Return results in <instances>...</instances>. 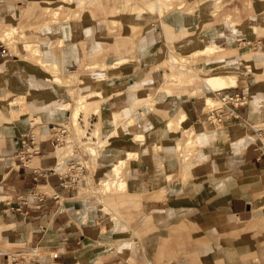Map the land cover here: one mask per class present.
Segmentation results:
<instances>
[{
  "label": "crops",
  "instance_id": "0c3cea01",
  "mask_svg": "<svg viewBox=\"0 0 264 264\" xmlns=\"http://www.w3.org/2000/svg\"><path fill=\"white\" fill-rule=\"evenodd\" d=\"M73 1L27 0L21 13L44 16L43 31L57 29L59 19L75 20L73 38L89 27L83 42L92 60L106 52L102 50L116 49L106 57L108 68L83 75L99 74V90H105L101 113L94 112L102 139L108 141L96 156V177L109 179L114 165L125 159L121 174L127 190L106 192L101 201L81 192L92 171L81 158L88 161L89 155L73 156L81 171L66 172L69 164L57 154L52 128L72 114L62 106L66 99L56 96L63 90L31 84L28 106L35 109L34 118L41 116L50 127L35 129L27 116L0 123V264H6L11 251H33L31 264H264V77L245 71L240 74L243 84L239 78L213 90L200 74L173 67L171 60L175 52L190 56L212 45L217 48L212 56L219 55L212 64L231 73L228 47L239 42L250 44L251 62L263 68L256 57L264 54V24L257 25L258 35L252 20L264 14V0H241L234 6L229 0L231 12H220L228 19L223 24L215 23L211 12L216 0H187L199 1L197 13L183 9L185 0H113L110 13L95 18L94 9L80 14L68 5ZM119 24L127 31L115 41ZM7 54L0 42V81L11 72ZM39 56L38 65L58 68L48 62L56 58L50 48ZM109 75L116 76L110 84ZM87 82L79 90H86ZM237 91L247 95V102L237 109L227 104L236 116L218 119L212 108L205 110L208 95L221 98ZM115 107L131 127L117 125ZM21 109L14 110L26 112ZM4 116L0 107V118ZM117 128L122 134L113 135ZM192 131L200 138L190 144L186 138ZM21 150L29 154L24 162Z\"/></svg>",
  "mask_w": 264,
  "mask_h": 264
},
{
  "label": "rangeland",
  "instance_id": "374dc122",
  "mask_svg": "<svg viewBox=\"0 0 264 264\" xmlns=\"http://www.w3.org/2000/svg\"><path fill=\"white\" fill-rule=\"evenodd\" d=\"M84 1L86 2L80 5L76 2V0H74L73 2H70L68 5L73 6L75 10H77L78 13L80 14H83L85 12L87 14H90L89 12H91V8L94 9L96 16H93V18L108 15L107 13H110L108 11L111 9V7H114L115 5L113 0L106 1L107 4L103 3L105 0H98V2L94 4H91V0H84ZM228 1L229 0H216V3L211 11L213 12L212 14L215 16V23L223 24L224 21L228 20L227 18H222L221 16V13L231 12V9H229V6L227 5ZM240 1L241 0H231L232 2L231 6L236 5L238 2L240 3ZM185 2L186 4L184 5L183 8L184 10L188 8V10L189 11L191 10L193 13L198 12V10L196 9L198 8L199 1H192L189 3L187 2V0H185ZM39 3L45 4V2H39ZM179 3H183V2H179ZM27 5H28L27 0H8V2L0 4V42L6 45L8 52L6 57L11 59V63L8 62L11 72H9V74H5L4 75L5 78H2L4 80L0 81L1 82L0 107L3 109V113L5 115L4 117L0 118V123L6 124L5 121L13 122L14 120L13 118H18L20 116H27L29 117L28 120H30L29 122H27L29 123V126H33V128L39 129L40 125L46 124V126L44 127H46V129L49 128L50 126H48L47 124L48 122H45L43 118L40 117L34 118L35 117L34 115L36 114L35 109H31V107L28 106V101L31 99V95L29 96L30 93L29 90L31 84L32 85L39 84V86H42L43 84L44 85L46 84V86L53 85L58 90L62 89L63 91H56V96L58 94H61V97L66 99V101L62 103L63 104L62 106H64L65 109L71 110L72 114L70 117L67 116L66 119L55 121V123H64L68 127V133L65 136L64 143L57 146V150H58L57 154L60 155L61 152H63L64 148H67L66 145L69 144L67 142L69 139L70 141L71 140L76 141L75 143H73L72 141H71L72 143L70 142L71 147H69L67 156L65 155L64 157V160L66 161L64 163L67 164L68 161L70 160V159L67 160V157L74 156L77 153L78 149H80V151H78L79 153H77L76 156H79L80 152L82 151H85L89 155L88 161H86L85 158H81L82 159L81 164L88 166L89 168H91L92 171L90 174H86L85 176L87 179V186L83 188V186L80 185L79 188L81 189V192L87 193L89 198H95V199L97 198V200L101 201L102 195L105 194L106 192L123 191L126 188L124 184H121L122 182L121 179L122 180L125 179L122 176L121 172L123 167L126 165L127 160L121 159L119 163L114 165L112 172L113 174L109 179H103V180L97 179L96 177L97 175L95 173L96 156L98 154L101 145L102 147L105 146L108 143V141L107 140L104 141L102 139L103 138L102 125L100 121L95 122L94 112L97 114L101 113L100 100L101 98L105 97L103 96L105 94V90L104 92H101L99 90V84L97 82L100 80L99 74L93 75L91 76V78L86 79L84 78L83 72L90 70L99 71L100 69H105L106 67L108 68L110 64H107L106 57L110 56L111 53H115L116 49L111 48L110 50H102L103 52L104 51L106 52L102 54L100 58L92 60L91 58L87 57V51L85 50V45L83 42L85 39L83 38V34L90 33L91 31L89 27L86 26L85 28L83 27V30L81 31V36H78L77 38H73L71 35H73L74 33L71 30V26L75 20L73 22L72 21L62 22L63 20L59 19V21L56 22L58 25L57 29L53 28L51 31L45 29V31H43L42 26L44 24V21L42 19L44 18V16L35 14L27 17L22 15L21 13V10H23L22 7H25ZM175 6L176 5L174 4L172 7ZM215 10H218V13L215 12ZM172 11L174 12V10ZM244 14L246 17L247 14L249 16L251 15V13L249 12ZM70 17L73 18L74 15H71ZM156 18H158V16H156ZM161 18H163V16H161ZM252 21L254 23L253 28L257 32V34L258 35L262 34V32L259 31V29L257 28V25L259 23L262 25L264 24V17L259 16L257 20L254 19ZM245 22H247L248 25L253 26V23L251 21H245ZM120 24L116 26L117 28L115 32L116 35L114 34V36L117 37L118 39L115 38V41L117 40L121 41L123 39L122 38L123 33L125 34L127 31L126 27H124L123 25L121 26ZM11 25H13L14 27L12 28ZM243 25H244L243 21H240V26ZM7 28L11 29L12 32L15 33L14 35L12 33L13 36L11 35L8 39L5 35H3L4 30ZM138 29L139 28H137L135 32L133 31V33H131L132 38L138 35L137 34ZM104 44L109 45L110 42H107L105 40ZM237 45H239V47ZM245 45L238 42L237 44L231 43V46L228 47L229 52L232 54L231 73H227V69H224L223 67L217 68L215 67V64H212L211 61L213 60V58L219 56L218 54L212 56L217 49L215 50L210 49L208 50V52H204L199 56H197L196 59L192 58L191 60H184L181 55L177 54L176 52L175 53L173 52L174 56H176V59L175 60L171 59L172 62H174L172 63V65L173 67L174 66L177 68L181 67L186 70H190L194 73L200 74V76H202V79L205 78V82L207 76L212 74L222 73V76L227 77L228 76L227 74H231L229 77L231 76L234 77L230 79L229 85L236 84L237 82H239V78L241 79V84H243L245 76L243 75L241 76L240 74L250 70L254 72L257 78L264 77V66L261 69L258 68L256 69L255 64L251 62V60L253 59L252 57L253 53H249V51L251 52L252 50L250 44L249 45L245 44ZM208 46H205L202 49H206V47ZM48 48H50L52 50V53L56 55L54 61H48V62L52 64L57 63L58 68L53 67L51 64L42 63L43 66L38 65L39 57H40L39 55L44 54L45 50H48ZM202 49H198V50H202ZM256 58H260L264 62V54L258 55ZM95 61H97L96 66L89 65L90 63ZM168 68L170 69V66ZM107 77H108L107 81L110 84L111 81L113 82V79L115 80L116 76L109 75ZM173 81H175V79H173ZM85 82H87L88 88L86 87L87 88L86 90H79L78 85L83 86ZM89 88L90 90H88ZM175 90H172V92ZM26 91L28 94L23 100L24 96H22L21 98L20 96L21 93H26ZM86 91L88 92L86 93ZM33 92L34 91L32 90V93ZM187 92L191 94V91H187ZM48 94L50 95V97H52L51 96L52 92H48ZM213 95L215 94L213 93ZM215 98L221 99L220 97H215ZM12 99H15L16 102L13 105L10 104V101ZM77 99H80V101L78 102ZM150 101L151 99L149 100V103ZM249 101L250 102L252 101V96L249 97ZM91 104L92 107H90ZM85 105H87L89 109L86 108L87 106ZM18 107L25 108L26 112L20 113L17 111L16 113L15 110L13 111L11 110V109H16ZM97 107L100 108L98 109ZM216 107H225L224 101L222 100V102L221 103L219 102V104L217 105H211L205 110H209L210 108L213 109ZM115 112L119 113L120 117H119V121L117 122V125L121 123L120 125L122 126L121 127L122 130H124L123 128L127 125L131 127L133 123L130 124V122L125 120L124 116H121L122 112L119 107L118 109L117 107L115 108L114 113ZM80 114L81 116H79ZM11 115L13 118H11ZM115 133L122 134L119 128H117V131L113 132V135H115ZM88 135L92 137L96 136L95 141L97 140V142L93 141V138H89ZM189 136H191V139L189 141V143L191 144L196 140L197 137L193 131L187 134V138H186L187 140ZM140 141L143 142V140ZM77 164L78 163H76L74 169H71L72 170L71 173L81 171L82 168L81 165L79 164L77 165ZM68 170H69V166L66 167L65 171L68 172ZM113 181H116V183L114 182V184H112ZM10 253H15V252L11 251ZM17 253L24 255L30 261L34 259L33 251L17 252ZM6 264H12L11 257L8 258Z\"/></svg>",
  "mask_w": 264,
  "mask_h": 264
},
{
  "label": "built area",
  "instance_id": "2783aa9c",
  "mask_svg": "<svg viewBox=\"0 0 264 264\" xmlns=\"http://www.w3.org/2000/svg\"><path fill=\"white\" fill-rule=\"evenodd\" d=\"M221 98L225 103V107H217L211 110L212 116H216L218 119L222 118V116L226 114L236 116L235 111L233 110H231V112L227 111V104H232L233 107L237 109V107L242 106L247 102V95L244 92H238V91L233 92L231 94H226L222 96ZM52 128L54 129L57 146L64 143L65 136L68 133L67 125H65L64 123H57V124H53ZM77 153L74 156H76ZM28 155L29 154L28 152H26V150H21V152L19 153V159L22 162H24V160L27 159ZM67 159H70L67 163L69 164V168L70 169L74 168L76 166V162L73 156L67 157ZM10 257L12 258V264H31V261L29 259H27L24 255L19 254L17 252L10 253L7 255V258H10Z\"/></svg>",
  "mask_w": 264,
  "mask_h": 264
},
{
  "label": "bare ground",
  "instance_id": "6f19581e",
  "mask_svg": "<svg viewBox=\"0 0 264 264\" xmlns=\"http://www.w3.org/2000/svg\"><path fill=\"white\" fill-rule=\"evenodd\" d=\"M178 5V4H177ZM176 5V6H177ZM150 8H152L151 6H149ZM140 8V7H139ZM117 9V8H116ZM154 9V8H153ZM261 16H263L264 17V15H260V17ZM259 17V16H258ZM257 20V16H255V17H253V20ZM14 26L12 25V28H13ZM11 28V29H12ZM15 28H16V26H15ZM15 28H14V30H15ZM11 29H9V28H7V29H5L4 30V32H3V35H5L6 37H7V39L12 35V33H13V35L15 34L14 32H12V30ZM19 29V28H18ZM15 32H17V31H15ZM12 35V36H13ZM2 39V38H1ZM12 40V39H11ZM6 41V40H5ZM208 46V45H207ZM210 49H212V50H215V49H217L216 47H214V46H212V45H209L208 47H206V49H202V50H197V51H195L192 55H190V56H182L183 57V59L184 60H191L192 58H194V59H196V57L197 56H199L200 54H202V53H204V52H208V50H210ZM176 59V56H174V55H172V60H175ZM229 80H230V77H225V76H222V75H217V74H212V75H209V76H207V78H206V84L208 85V86H210L211 88H213V90L214 89H221V88H225V87H228L229 86ZM93 90V89H92ZM87 93V92H86ZM91 93V92H90ZM86 95V94H85ZM221 103L222 102V99H219V98H215L214 96H211V95H208L207 97H206V108H208L209 106H211V105H217V104H219V102ZM77 101L79 102L80 101V99H77ZM13 103H15V100L14 101H12L11 100V102H10V104H13ZM85 106H87V105H85ZM84 106V107H85ZM69 107V106H68ZM83 107V108H84ZM90 107H92V104H91V106ZM86 108H88V106L86 107ZM98 109L100 108V107H97ZM96 108V109H97ZM116 108V107H115ZM217 108V107H216ZM89 109V108H88ZM87 109V110H88ZM117 109H118V107H117ZM121 109V108H120ZM12 111L14 110V109H11ZM113 110H115V109H113ZM126 110V109H125ZM21 111H24V109L22 108L21 109ZM19 112V111H18ZM82 112V111H81ZM114 112V111H113ZM112 112V113H113ZM16 113H17V110H16ZM80 113V112H79ZM97 114V113H96ZM113 115H114V119H115V121L117 122L118 120H119V113H117V112H115V113H113ZM112 115V116H113ZM79 116H81V114L79 115ZM41 117V116H40ZM11 118H13L12 117V115H11ZM77 119V118H76ZM131 119V118H130ZM114 121V122H115ZM131 124V123H130ZM89 136V138H93V141H95V136L94 137H92V136H90V135H88ZM196 140L195 141H197V140H199L198 138H200V137H198L197 135H196ZM190 139H191V136H189V138H188V142L187 143H189V141H190ZM72 141V140H71ZM70 139L67 141L69 144H67L66 145V147L67 148H64V150H63V152H61V154H60V159H61V161H65L64 160V157H65V155H67V153H68V150H69V147H71L70 145ZM194 141V142H195ZM73 143H75L76 141L74 140V141H72ZM71 142V143H72ZM116 180V179H115ZM119 181V180H118ZM121 184H126V179H121ZM114 182L116 183V181H113V183L112 184H114Z\"/></svg>",
  "mask_w": 264,
  "mask_h": 264
}]
</instances>
